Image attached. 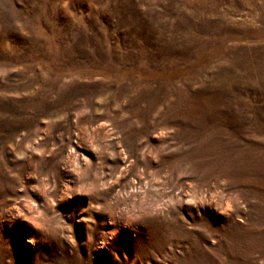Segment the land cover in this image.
I'll return each instance as SVG.
<instances>
[{
    "label": "rangeland",
    "instance_id": "374dc122",
    "mask_svg": "<svg viewBox=\"0 0 264 264\" xmlns=\"http://www.w3.org/2000/svg\"><path fill=\"white\" fill-rule=\"evenodd\" d=\"M0 264H264V0H0Z\"/></svg>",
    "mask_w": 264,
    "mask_h": 264
}]
</instances>
